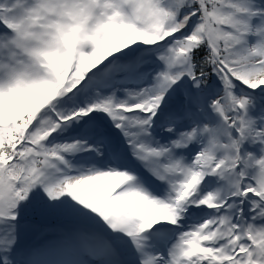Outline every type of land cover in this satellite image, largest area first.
I'll return each mask as SVG.
<instances>
[{
	"label": "snow or ice",
	"instance_id": "1",
	"mask_svg": "<svg viewBox=\"0 0 264 264\" xmlns=\"http://www.w3.org/2000/svg\"><path fill=\"white\" fill-rule=\"evenodd\" d=\"M0 264H264V0H0Z\"/></svg>",
	"mask_w": 264,
	"mask_h": 264
},
{
	"label": "rangeland",
	"instance_id": "2",
	"mask_svg": "<svg viewBox=\"0 0 264 264\" xmlns=\"http://www.w3.org/2000/svg\"><path fill=\"white\" fill-rule=\"evenodd\" d=\"M48 218H50V220H47ZM45 220L46 223H51L52 221H56V226L52 227V226H48L46 228L48 229H52L55 230L58 227H60L63 224V221L61 220V218L56 217V216H48V217H35L33 222L38 224H41L43 221ZM61 220V221H58ZM43 228V227H42ZM38 232H30L26 238H25V243L27 244H31L33 240H35L38 237ZM54 234V231H49L47 233H45L43 236L40 235V238H48V237H52Z\"/></svg>",
	"mask_w": 264,
	"mask_h": 264
}]
</instances>
